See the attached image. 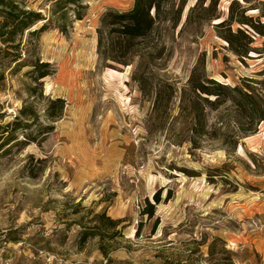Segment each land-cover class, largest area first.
Here are the masks:
<instances>
[{"label": "rangeland", "instance_id": "obj_1", "mask_svg": "<svg viewBox=\"0 0 264 264\" xmlns=\"http://www.w3.org/2000/svg\"><path fill=\"white\" fill-rule=\"evenodd\" d=\"M25 1L42 12L50 4ZM233 1L217 0L209 12L197 8L187 23L198 2L188 0L178 26L161 23L129 65L105 67L101 19L130 10L134 0H86V17L67 34L51 29L33 42L55 69L41 87L29 67L13 74L9 65L0 113L15 140L3 145L0 129V264H264V122L255 134L237 137L231 94L223 91L228 101L213 108L189 84L200 65L197 77L250 84L264 95V38L257 36L250 57L240 59L219 35ZM249 2L260 8L250 16L264 12V0ZM165 84L174 87L169 115L156 117V93ZM57 98L66 108L51 123L45 111ZM184 98L200 101L203 134L192 132ZM24 107L38 119L21 117ZM16 118L30 126L19 127ZM40 124L54 131L41 133ZM26 134L37 141L25 143ZM149 203L154 215L146 213ZM102 214L117 225L107 227Z\"/></svg>", "mask_w": 264, "mask_h": 264}, {"label": "trees", "instance_id": "obj_2", "mask_svg": "<svg viewBox=\"0 0 264 264\" xmlns=\"http://www.w3.org/2000/svg\"><path fill=\"white\" fill-rule=\"evenodd\" d=\"M86 0H50L49 8L46 12L29 8L25 0H0V92L6 82V72L9 65H15L12 69L13 74L29 67L27 73L30 80L43 85V80L55 74V69L50 62H44L35 54L37 42L41 35L51 29H59L67 34L73 23L83 20L87 15L88 5ZM176 0H134V5L130 10L107 11L102 19L98 33V54L105 63V67L110 62L121 65H129L130 56L137 52V47L151 38L161 23H172L178 26L181 20V14L188 0H181L180 5L175 9ZM245 4L238 0L232 2L229 10V16L217 24L220 30L226 28V33L219 32L221 38L228 42L230 51L240 59L249 58L251 52L255 50L253 44L257 36L264 38V12H260L257 18L250 16L249 12L259 10V7L248 6L249 0H243ZM205 0H198L197 4L190 10L187 23L191 20V14L200 7L205 11H212L217 3L214 0L212 6L204 7ZM264 6V3H263ZM261 11V10H260ZM220 19V16H213ZM38 29L33 30L35 27ZM234 25H238L234 29ZM27 35V36H26ZM145 57L146 54H138ZM198 65L189 79L190 91L195 96L213 108H218L228 101V97L223 96V91L231 94L232 105L235 108L237 117V137H244L255 134L258 126L264 122V95L262 92L253 88L250 84L229 86L218 82L217 80L206 77L203 73L197 77ZM264 75V71L262 72ZM156 93V100L152 115L160 117L162 114L169 115L170 104L174 87L170 84L161 86ZM165 88V89H164ZM164 89V90H163ZM170 91L167 98L165 91ZM210 98H214L210 100ZM191 100V99H190ZM188 103L186 98L182 101V113L190 111L194 116L195 124L192 129L194 135H200L206 132L204 121V112L201 109L200 101ZM49 106L45 111V117L51 123L62 118L66 108V101L62 98L49 99ZM24 107L20 111L21 117H33L38 119V114L34 110L28 111ZM29 112V113H28ZM203 117V118H202ZM4 114L0 113V129H3L1 137L5 139L3 145L14 141V135L9 130L12 124L3 125ZM16 125L19 127H29L26 122L16 118ZM27 129V128H24ZM40 132L50 134L54 131V126L40 124ZM33 134H26L25 143L36 142L32 138ZM194 137V136H192ZM238 140V139H237ZM233 143L236 148L238 141ZM194 141V142H193ZM195 148H198L196 139L191 140ZM161 202L160 198L155 199V204ZM155 204L149 203L146 213L154 215ZM101 220L107 221V227H115L117 222L107 217L105 214L99 216ZM83 241L88 237V232L82 233Z\"/></svg>", "mask_w": 264, "mask_h": 264}]
</instances>
